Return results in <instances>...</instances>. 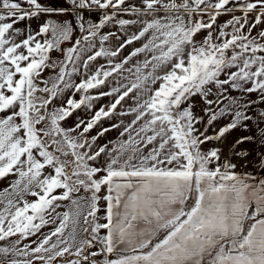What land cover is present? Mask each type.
Wrapping results in <instances>:
<instances>
[{
    "label": "snow or ice",
    "instance_id": "snow-or-ice-1",
    "mask_svg": "<svg viewBox=\"0 0 264 264\" xmlns=\"http://www.w3.org/2000/svg\"><path fill=\"white\" fill-rule=\"evenodd\" d=\"M67 2L0 0V180L11 178L0 188V264H264V151L249 159L239 147L264 149V29L253 35L264 0ZM236 11L214 39L217 17ZM110 23L123 38L102 31ZM197 95L206 123L192 111ZM106 96L90 119L61 126ZM117 115L131 119L89 135ZM237 129L253 135L232 143Z\"/></svg>",
    "mask_w": 264,
    "mask_h": 264
},
{
    "label": "crops",
    "instance_id": "crops-1",
    "mask_svg": "<svg viewBox=\"0 0 264 264\" xmlns=\"http://www.w3.org/2000/svg\"><path fill=\"white\" fill-rule=\"evenodd\" d=\"M127 2L128 3H132V4H138L139 3V0H127ZM211 2L212 3H215L216 0H211ZM65 4L68 6V2L67 1L65 2ZM232 15L240 16V15H242V13L240 11H236L234 13H224V14H221V15H219L217 17L216 22L212 26V29H210V31H212V33H213V38L214 39L218 35V32H219L220 28L226 23V21H228L229 19H231ZM118 18L134 19L135 17H132V16H130L128 14H123L122 13ZM93 19H95V18H93ZM203 19H204L205 22H208L209 21L208 14H205L204 17H203ZM24 23H27V22H23L21 24H18L17 26L18 27H23L24 26ZM32 24H33V27H35V22L34 21L32 22ZM261 26L264 27V24H262ZM119 27L120 26L117 25V24H115V23H110L102 31L103 32H108V31L116 32L117 35H121V37L123 38V34L120 33ZM224 30L226 32H229V33H231V31H232L231 27L226 28ZM128 31L129 32L135 31V27L129 26ZM208 31L209 30H207V29L206 30H201V32L195 36V40L196 41H201L207 35V32ZM258 32L259 31H255V29H254L253 30V35L256 36ZM74 35L76 37H79L80 33L77 31L76 33H74ZM257 39H259V37H257ZM260 42L261 43H264V41H260ZM114 43H115V39L113 38V40L107 42L105 46L111 48L114 45ZM136 46H139V43L138 42H134V44H133L132 47H136ZM67 47H69V46H67ZM67 47H65V49ZM128 51H131V48H128L125 51V55L127 54ZM54 54L61 55L59 52H57V51L54 52L53 51L51 53L53 59H55L54 58ZM104 62H105V58L101 57V58H98V61L93 62V63L94 64H99V63H104ZM47 75H52V73L51 72H48V73H46V76ZM80 78H82V77L74 76L73 77V82L74 83H78ZM113 86H114V83L111 81V78H110L109 79V83L107 85H105V86H102V90L103 91H109L111 89V87H113ZM96 91L97 90H95V89L89 90L90 94H92V95H95L96 94ZM70 95H71V92L66 91L60 97L59 100L53 101V104L49 106L50 109L53 106L59 107L62 104H64V102H66V100L69 98ZM82 95H84V93L83 92H79V93H76L73 96V98L76 99L77 101H79V99H80V97ZM253 98H255V96H253ZM209 99H215V97L214 96H209ZM111 102H113V98L106 96V97H101L99 100H96V101L93 102V110H88V109H86L85 106H82L81 108L76 109L72 113V115L70 117L66 118L65 121L60 122L61 123V126L62 127H66V128L67 127H73L75 125V123L78 121V119H84V120L90 119L91 116L94 114V110H98L99 107H101V106L109 105ZM131 103H132V101L126 99L124 102H122V105L121 106H118L117 112L127 109L131 105ZM190 103L193 105V108H192L193 114L195 116H203V117H205L204 123H206L207 117L205 116V113H204L203 110H204V108H206L208 106L204 103V101L202 100V98L199 95L194 96V97L191 98ZM215 107L218 109L219 106H215ZM260 107H264V105H261ZM121 119H123L127 123L131 119V117H120L119 115H117V116H114L111 120H109V119H103L100 122V125L97 128H94L89 133V135L90 136L91 135H96L97 131H99L100 128H102V127H108L111 123H118L119 120H121ZM226 122L227 121H225L223 119L220 120V121H218V122H215L214 123V126L211 127V128H209L208 134L209 135H212L214 133V131L218 130V127L219 126H223L224 123H226ZM197 126L201 129V131L203 130V123L200 124V125H197ZM241 135H253V132L252 131L244 132L243 130H240V129L233 130L230 134H228V139H229V141H231L232 143H234L235 140L238 139ZM117 137H118V130L113 129L112 131L106 133L103 138L99 139L97 141V144L102 145V144L106 143L108 140H115ZM210 144H212V146H218V142L217 141H210ZM239 147L242 148V149H247L250 152L249 159H255L256 158L255 157V152L256 151H264V149L259 148L258 145L252 144V143H249V142H246L245 144H243V145H241ZM206 150H208V149H206ZM97 163H99V162H97ZM248 170H252L251 169V166L249 167Z\"/></svg>",
    "mask_w": 264,
    "mask_h": 264
},
{
    "label": "rangeland",
    "instance_id": "rangeland-1",
    "mask_svg": "<svg viewBox=\"0 0 264 264\" xmlns=\"http://www.w3.org/2000/svg\"><path fill=\"white\" fill-rule=\"evenodd\" d=\"M67 0H44V2L47 4V5H50V6H57V7H67V5L65 4ZM68 17H65V19H67ZM264 27H262L261 25H259L255 31H260L261 29H263ZM72 43V41H69V42H65L64 43V48L67 47V46H70V44ZM56 52V51H54ZM58 52V51H57ZM54 58L57 59V58H62L61 55H56L54 54ZM213 147L212 144H210V142H207L205 145H202V149L206 151V149H209ZM10 179L9 178L8 180H0V188H4V187H7L8 186V183L10 182ZM29 200H33L35 199L34 197H31L29 196L28 197ZM67 203V202H65ZM67 210V208L65 207H62L60 209H58V211H65ZM53 226L52 225H48L46 227H44L41 231L44 232V233H47L48 231L51 230ZM31 239H35V237H32ZM27 242V241H25ZM0 243H3V242H0ZM60 264H63V261L60 262Z\"/></svg>",
    "mask_w": 264,
    "mask_h": 264
}]
</instances>
